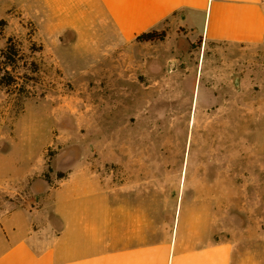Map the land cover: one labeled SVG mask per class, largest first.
<instances>
[{"label":"rangeland","instance_id":"obj_1","mask_svg":"<svg viewBox=\"0 0 264 264\" xmlns=\"http://www.w3.org/2000/svg\"><path fill=\"white\" fill-rule=\"evenodd\" d=\"M39 14L0 9V52L9 38L19 50L13 63L0 54L2 174L40 165L49 181L81 163L148 196L154 217L171 224L181 201L216 240L264 258V42L191 41L168 26L162 41L118 43L98 26L81 41L49 37ZM23 201L0 188V208Z\"/></svg>","mask_w":264,"mask_h":264},{"label":"crops","instance_id":"obj_2","mask_svg":"<svg viewBox=\"0 0 264 264\" xmlns=\"http://www.w3.org/2000/svg\"><path fill=\"white\" fill-rule=\"evenodd\" d=\"M8 6L43 12L39 26L49 37L62 29L84 41V27L98 26V35L127 43L168 26L191 41L264 42V0H0V9ZM19 176L0 170V188L24 199L0 208V264H264L233 239L216 240L208 215L196 225L180 201L170 224L154 217L148 196L106 187L84 164L49 181L40 165ZM38 197V209L26 206Z\"/></svg>","mask_w":264,"mask_h":264},{"label":"trees","instance_id":"obj_3","mask_svg":"<svg viewBox=\"0 0 264 264\" xmlns=\"http://www.w3.org/2000/svg\"><path fill=\"white\" fill-rule=\"evenodd\" d=\"M164 37H165L164 31H157L155 29H151V30L144 31V32L138 34L135 37V40L140 41V42H152V41H156V40L162 41L164 39ZM0 54L2 57H4L5 60L7 59L8 61H12V63H13L14 57L19 54V50L16 47V45L12 42L11 38H9L7 41V45H6L5 49L1 50ZM8 61H7V64L5 65V67L3 68L4 72H6V73L8 72L6 70V66L12 65ZM63 176H64L63 173L57 174L58 178H61Z\"/></svg>","mask_w":264,"mask_h":264},{"label":"bare ground","instance_id":"obj_4","mask_svg":"<svg viewBox=\"0 0 264 264\" xmlns=\"http://www.w3.org/2000/svg\"><path fill=\"white\" fill-rule=\"evenodd\" d=\"M197 101V100H196Z\"/></svg>","mask_w":264,"mask_h":264}]
</instances>
